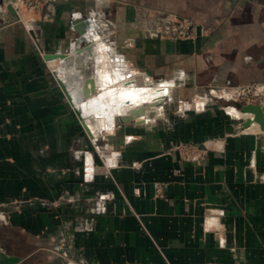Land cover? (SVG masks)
Here are the masks:
<instances>
[{
    "label": "crops",
    "instance_id": "1",
    "mask_svg": "<svg viewBox=\"0 0 264 264\" xmlns=\"http://www.w3.org/2000/svg\"><path fill=\"white\" fill-rule=\"evenodd\" d=\"M53 9L26 12L35 38L21 22L0 28V264H264L260 126L216 95L203 101L207 89L264 85V0H57ZM150 13L189 17L195 34L150 38ZM81 33L91 52H74ZM58 52L73 63L45 59ZM91 60L95 92L115 87L90 96L102 107L87 124L94 132L112 114L101 99L125 115L149 89L176 86L188 105L151 97L139 118L100 130L95 147L50 72L58 62L75 94ZM179 142L208 152L183 160L171 150ZM94 148L103 156L93 159Z\"/></svg>",
    "mask_w": 264,
    "mask_h": 264
},
{
    "label": "built area",
    "instance_id": "2",
    "mask_svg": "<svg viewBox=\"0 0 264 264\" xmlns=\"http://www.w3.org/2000/svg\"><path fill=\"white\" fill-rule=\"evenodd\" d=\"M57 0H0V19L6 21L13 18L9 9L11 6L19 21L27 26V11L43 13L52 12L53 6ZM151 16V25L146 28L150 38H163L174 40L190 39L195 34L196 24L189 17H183L175 13H168L161 16L148 14ZM32 22V20H31ZM27 30L28 27H26ZM237 99V100H236ZM236 101L260 104L264 106V85L261 83H250L237 87ZM207 146V145H205ZM183 160H201L208 152V148H201L195 143H182ZM157 196H164L162 188L157 189Z\"/></svg>",
    "mask_w": 264,
    "mask_h": 264
},
{
    "label": "rangeland",
    "instance_id": "3",
    "mask_svg": "<svg viewBox=\"0 0 264 264\" xmlns=\"http://www.w3.org/2000/svg\"><path fill=\"white\" fill-rule=\"evenodd\" d=\"M13 18H10V19H7L6 21H4V20H2V19H0V28H2V27H6V26H10V25H13V24H16V23H23L22 21H19V18L17 17V16H12ZM28 19H31V18H28ZM145 19V18H144ZM28 22H29V24L30 25H28V29L29 30H27V26L23 23V25H24V27H25V29H26V31L28 32V34L30 35V36H32L33 38H35V35H34V32H33V29H34V24H33V22H31V20H27ZM32 24V25H31ZM30 27V28H29ZM77 41V40H76ZM80 47H85V44L83 43V44H80ZM68 53L70 52V51H67ZM71 54V53H70ZM53 64V66H52V69H51V74H52V76L56 79V81H57V83H58V85H59V87L62 89V91L64 92V95L66 96V101L68 102V104L70 105V108L72 109V111L75 113V115H76V117L78 118V120H79V122L81 123V125L84 127V129L87 131V133L89 134V137H90V140L94 143V146L96 145L95 144V140H97V138L99 137V135L97 134V133H99L100 132V130L102 131V129L104 128V129H108V130H110L111 128H113L114 126H117L119 123L116 121V119L120 116V113H115V112H113V110L111 109L110 111L112 112V114H111V117L109 118V119H107L106 120V124L107 125H105V126H103V124L101 123L100 124V126H99V130H96V132H94L93 130H89V128H87L86 127V125H85V123H84V121L80 118V116L78 115V113H77V111H76V109H75V107L77 106L76 105V103L77 102H80V103H78V104H82L81 102H83V103H87L88 102V100H89V102L88 103H90V102H92L93 100L95 101V97L97 98H99V97H101V96H103V94H101V95H99L100 93H102V92H109L110 90H113V89H115V87H110V85H107L105 88H103V87H101V88H98V90L95 92V89L93 90V92L91 93V95L92 96H95L93 99H91V97L89 96L87 99L84 97V95H83V93L84 92H82V90H84V85H83V79L84 78H86L87 76H93L94 75V77H97V75H98V73H97V68L96 67H94L93 65H94V62H93V60H91V62H90V65H89V69L88 70H85V71H83L81 74L80 73H78V74H76L77 75V77H78V81H79V84H78V86H77V89L79 90V92H78V95L76 96L77 98H75L74 99V102L72 101V103H71V101L68 99V97H67V95H66V93H65V91H64V89H63V87L61 86V84H60V82H59V80H58V78H61L64 82H66L67 83V81H66V77L63 75V72H58L57 74H56V70L60 67V64H58V62H57V64H58V66H57V64L56 63H52ZM55 70V71H54ZM165 81H156V86H152V87H159V85H157V84H161V83H164ZM65 83V84H66ZM109 86V87H108ZM176 86H171L170 87V89H169V92H167V94H165L164 96H162L160 99H163L164 100V104L166 105V107H171V106H176V107H180L181 105H185V104H187L188 105V103H184L183 102V100L182 99H180V101H179V99H176V98H178L177 96V92H176V88H175ZM161 88V87H160ZM150 91L152 90V89H149ZM236 90H237V88H235L234 89V91H233V93H231V95L230 96H227V95H229V94H224L225 93V91L223 90V92H221V91H216V92H214L213 91V93H214V95H213V93H211L210 92V89H207V92L205 93V97L203 98V101H205V99H210V98H212V97H215V95H216V97H220V99H217V98H215V99H217V100H220L221 101V103L223 104L224 102V107H225V109H226V107L227 106H234V102H238V101H236L235 100V98H236ZM158 91V90H157ZM156 90H152V92H155V94H156V96H157V92ZM96 93H98V95H96ZM147 93V92H146ZM155 94H154V96H155ZM104 95H106V94H104ZM154 96H152V97H154ZM114 99H116V97H114ZM150 98H147V100H149ZM195 99H196V97L194 96L193 97V99H191V104H192V102H194L195 101ZM147 100H143L142 102H140V103H138V105H135V106H133V107H125V112L127 111V110H129V111H127V113H129L130 112V110H132V109H134V108H137V107H142V106H148L149 104H150V102H148ZM187 100H189V99H187ZM214 100V99H213ZM84 101H86V102H84ZM98 101V100H97ZM97 101H95V102H97ZM179 101V102H178ZM98 103V102H97ZM111 103H112V101H111ZM175 103H176V105H175ZM240 103V102H239ZM242 104H246V103H244V102H241ZM95 104V103H94ZM129 104H130V106H132L133 105V102H129ZM129 104H126L127 106H129ZM148 104V105H147ZM90 105H93V103H91ZM156 105H159V104H156ZM199 105V104H198ZM197 107H199V106H197ZM204 108H205V106H204ZM161 109H163V108H161ZM160 109V110H161ZM101 110V109H100ZM100 110H96L94 113H92L91 115H90V117L88 118V120L91 122V123H93L94 121H96L95 120V116H94V114H100L99 112H100ZM238 110H240V109H238ZM241 111V110H240ZM124 112V113H125ZM242 112V111H241ZM91 112H87V114H90ZM148 113H151V117H152V115L153 114H160V112H159V110H157V109H151L149 112H147V114ZM243 113V112H242ZM245 114H247V113H244L243 115H245ZM235 115V114H234ZM240 115H242V114H240ZM241 116V117H238L237 116V120H236V123L238 124V125H240L242 128H243V126H242V124L243 123H245L249 118L247 117V116ZM139 118V117H138ZM121 122V121H120ZM88 126V125H87ZM89 127V126H88ZM250 131V130H249ZM253 132H255V133H260L263 137H264V134H262L263 132L262 131H253ZM182 143L183 142H179V143H175L174 145H173V147H172V151H174V152H177V154H179V156H180V158L181 159H183L182 157H183V151H182V149H181V145H182ZM96 147V146H95ZM91 154H92V158L93 159H95V157H96V155L98 154V155H100V156H103V153L102 152H100V151H98V150H95V148H94V151H92L91 152ZM162 188V184L161 183H157L156 184V195H157V189L158 188Z\"/></svg>",
    "mask_w": 264,
    "mask_h": 264
},
{
    "label": "water",
    "instance_id": "4",
    "mask_svg": "<svg viewBox=\"0 0 264 264\" xmlns=\"http://www.w3.org/2000/svg\"><path fill=\"white\" fill-rule=\"evenodd\" d=\"M9 9H10L11 15L12 16H16V13H15L14 9L11 6H9ZM83 36L84 35L81 33V37L75 42V43H78L77 46H76L77 48L75 49V51H77L79 49L80 44L84 43L85 44V47H83L84 51L91 52L93 50V45L90 42H87L86 39L83 38ZM44 56H45L46 60H52V59H55V58H68L69 55L66 54V53L58 52V53H45ZM58 80H59L61 86L63 87L68 99L71 101V103H72V101L74 102V99L77 98V97L73 98L71 96V94H70L65 82L62 79H60V78H58ZM89 84H91L92 87H89ZM83 85H84V90H82V92H84L83 95H84L85 98L89 97L91 92H93V90L95 88V85H96L95 77H90V78L84 79ZM234 106L237 107L238 109H240L243 113H252L253 117H254L253 120L256 123H259V125L261 127V130L264 131V110H263L262 106H260L259 104H251V103L242 104V103H239V102H234ZM142 107H137L135 110H140V108H142ZM75 109H76L78 115L80 116V118L84 121V118H83V116H82V114H81V112H80V110L78 109L77 106L75 107ZM130 112H132V111H130ZM131 120H134V117H133V115H131V113H129V114L126 113L125 115H120L116 119L117 122H120V121L127 122V121H131ZM84 123H85V121H84ZM85 125H86L87 128H89L86 123H85ZM202 146L204 147V145H202Z\"/></svg>",
    "mask_w": 264,
    "mask_h": 264
},
{
    "label": "bare ground",
    "instance_id": "5",
    "mask_svg": "<svg viewBox=\"0 0 264 264\" xmlns=\"http://www.w3.org/2000/svg\"><path fill=\"white\" fill-rule=\"evenodd\" d=\"M28 25H30L29 24V22L27 21V27H28ZM84 39H86V41L87 42H90L92 45H94L95 43H94V41L91 39V38H84ZM95 46V45H94ZM94 46H93V48H94ZM77 48V47H76ZM75 48V49H76ZM79 50V49H78ZM74 52H76L75 50H74ZM55 59H61V60H63V64L65 65V67L68 65V66H70L72 63H73V61L72 60H66L65 61V59L66 58H55ZM55 59H52V60H55ZM48 61H51V60H48ZM62 64V63H61ZM59 70V68L56 70V73H58V72H62L61 70L60 71H58ZM110 78H111V76H110ZM61 79V78H60ZM67 81V80H66ZM70 82L72 83L73 81L72 80H70ZM66 83V82H65ZM78 84H79V82L76 84L77 86H78ZM66 86H67V88H68V90H69V92H70V94H71V96L73 97V98H75L77 95H78V92H79V90H78V92H76L75 94H73V91L71 90V88H69V86H68V83H66ZM95 89V88H94ZM154 89V88H153ZM152 89V90H153ZM152 90L150 91V90H148L147 91V93L145 92L144 94H143V97L144 98H151L152 96H154V94H155V92H152ZM154 90H156V89H154ZM158 90V91H157ZM156 91V93H157V96H156V94H155V96L156 97H158V96H160V95H163V93L164 92H167L168 91V88L167 87H164V88H162V89H157ZM126 92V91H125ZM128 93V92H127ZM132 93V92H131ZM91 95V94H90ZM133 96V95H132ZM131 96V97H132ZM154 96V97H155ZM88 97H86V99H87ZM133 98V97H132ZM153 98V97H152ZM98 99H96L95 98V101H97ZM111 100V99H110ZM94 100L92 101V102H90V103H88L89 102V100H88V102L87 103H83V102H81L82 104H78V103H80V102H77L76 103V105H77V107H78V109L80 110V112H81V114H82V116H83V118H84V121H85V123L86 124H91L92 125V123L88 120V118L90 117V115L92 114V113H94L97 109L98 110H100V109H102V107L101 106H99V104L97 103V102H95ZM101 101H102V103H104L105 104V111L104 112H106V113H109V112H111V111H108V109H106V108H108L111 104L110 103H108V99H101ZM84 102H86V101H84ZM100 102V101H99ZM138 102V101H137ZM91 103H93V105H90ZM95 103V104H94ZM101 103V102H100ZM115 107H119V106H122L123 104H122V101H117L115 104H113ZM148 105V104H147ZM260 105V104H259ZM260 106H262V105H260ZM150 107H151V104H149L148 106H144V107H142V108H140V110H135V109H132L131 111L132 112H129V113H131V115H133V117L134 118H138L140 115H141V113L143 112V111H147L148 109H150ZM262 108H263V110H264V106H262ZM232 111H233V109H231ZM87 112H91L90 114H87ZM128 113V114H129ZM247 114H250V115H253L252 113H247ZM140 119H141V117H140ZM253 119H254V117H253ZM254 121V120H253ZM94 123V122H93ZM89 124V125H90ZM258 127L260 126L259 125V123H255ZM254 128V127H253ZM252 128V129H253ZM255 129V128H254ZM260 130H261V127H260ZM262 131V130H261ZM263 133H264V131H262Z\"/></svg>",
    "mask_w": 264,
    "mask_h": 264
}]
</instances>
